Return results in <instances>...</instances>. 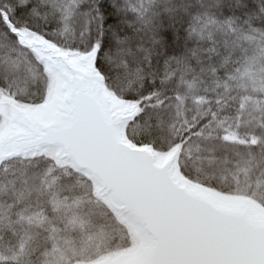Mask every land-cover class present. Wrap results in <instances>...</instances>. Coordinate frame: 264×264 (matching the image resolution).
I'll list each match as a JSON object with an SVG mask.
<instances>
[{
  "label": "snow or ice",
  "instance_id": "1",
  "mask_svg": "<svg viewBox=\"0 0 264 264\" xmlns=\"http://www.w3.org/2000/svg\"><path fill=\"white\" fill-rule=\"evenodd\" d=\"M0 264H264V0H0Z\"/></svg>",
  "mask_w": 264,
  "mask_h": 264
}]
</instances>
